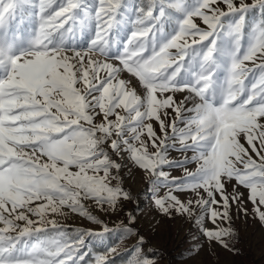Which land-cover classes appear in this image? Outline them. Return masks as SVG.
<instances>
[{
	"label": "snow or ice",
	"instance_id": "6c2138e0",
	"mask_svg": "<svg viewBox=\"0 0 264 264\" xmlns=\"http://www.w3.org/2000/svg\"><path fill=\"white\" fill-rule=\"evenodd\" d=\"M118 156L210 243L232 250L233 205L264 225V0H0V264H114L133 235L153 264L133 215L86 207L132 199Z\"/></svg>",
	"mask_w": 264,
	"mask_h": 264
},
{
	"label": "rangeland",
	"instance_id": "374dc122",
	"mask_svg": "<svg viewBox=\"0 0 264 264\" xmlns=\"http://www.w3.org/2000/svg\"><path fill=\"white\" fill-rule=\"evenodd\" d=\"M177 98H180V94H177ZM170 156L176 160L183 158L182 154L176 151H172ZM114 158L122 164L123 187L131 193L132 199L124 202L122 211L118 213L100 211L90 202H86V207L109 228H113L121 221L126 224V217L129 214L133 215L135 217L132 225L134 233H139L144 238V243L139 250L144 257L153 261V264H264V225L251 213L250 203L246 205L249 210L247 215L238 210L236 205L232 206L231 227L236 234V239L230 243L232 250L225 249L218 244L208 242L199 233L195 223L187 217L177 215L175 218H168L159 215L152 205L150 186L146 184L143 173L133 166L126 156ZM194 167V164L188 165L189 170H194ZM183 174L182 169L172 171V175L182 176ZM241 191L245 190L241 188ZM180 195L183 200L191 198L188 194ZM60 221L67 226L82 230L99 231L101 227L75 214H70L66 219L61 217ZM205 225L212 227L207 221ZM103 240L104 243H101L100 238L91 237L88 238V243H96L104 247L105 244L114 240V234H106ZM137 243L135 235L114 243L119 252L118 256L127 257L125 264L135 257L134 248Z\"/></svg>",
	"mask_w": 264,
	"mask_h": 264
},
{
	"label": "trees",
	"instance_id": "16d2710c",
	"mask_svg": "<svg viewBox=\"0 0 264 264\" xmlns=\"http://www.w3.org/2000/svg\"><path fill=\"white\" fill-rule=\"evenodd\" d=\"M68 228L70 230H72V229H76L78 227L68 226ZM87 247L93 253L103 252V250H104V247L103 246L98 245L96 243H91V244L90 243H87ZM113 260H114V264H125L126 263V260H127V257L126 256H116V257H113Z\"/></svg>",
	"mask_w": 264,
	"mask_h": 264
}]
</instances>
